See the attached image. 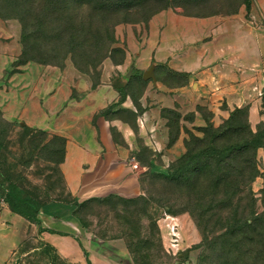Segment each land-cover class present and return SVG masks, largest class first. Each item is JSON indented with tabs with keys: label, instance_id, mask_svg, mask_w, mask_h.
<instances>
[{
	"label": "crops",
	"instance_id": "0c3cea01",
	"mask_svg": "<svg viewBox=\"0 0 264 264\" xmlns=\"http://www.w3.org/2000/svg\"><path fill=\"white\" fill-rule=\"evenodd\" d=\"M245 14L244 8L233 15L203 18L157 13L144 35L137 27L121 37L122 63L104 61L95 87L70 61L62 69L26 64L8 78V91L0 89V105L10 101L5 106L14 113L7 119L21 113L29 126L65 140L62 169L82 200L130 196L136 193L137 141L161 148L168 121L164 114L179 115L180 140L183 127L205 125L198 107L223 118L245 107L252 129L264 121V0L254 1L250 20ZM15 57L0 41L1 76ZM167 69L180 75L170 76ZM148 70L154 79L143 80ZM139 75L142 85L136 81ZM119 91L124 98L118 103ZM108 108L110 114H102ZM256 158L264 172V148L257 150ZM73 210L69 204L48 202L38 213L41 228L68 234L41 233L62 257L73 264H87L86 259L88 264H132L123 240L91 239Z\"/></svg>",
	"mask_w": 264,
	"mask_h": 264
},
{
	"label": "rangeland",
	"instance_id": "374dc122",
	"mask_svg": "<svg viewBox=\"0 0 264 264\" xmlns=\"http://www.w3.org/2000/svg\"><path fill=\"white\" fill-rule=\"evenodd\" d=\"M250 1L251 9L255 0ZM241 2L242 0H152L148 7L131 12L127 22H122L120 17L115 19L122 23L114 28L115 44L112 46L123 49L125 41L121 42V37H125L130 29L137 30L138 27L140 35H144L150 14L165 4L170 6L158 13L167 11L202 18L209 14L230 15L235 9L238 12L244 8ZM257 23L260 24L259 21ZM20 31L18 19L0 18V41L6 43L10 51L16 54L15 59L0 75V89L4 87L6 91V81L20 72L22 67L14 63L21 52ZM113 58L116 62L120 60V53L113 54ZM66 61L70 59L67 58ZM103 62L90 71L91 82L99 83ZM9 104L10 101L5 100L0 105V187L5 186L2 179L7 174L16 185L34 193L41 201L64 204L75 201L76 205H82L78 208L77 215L84 233L94 240H123L132 264H264L263 257L256 259V248L260 247L257 242L251 244L247 240L246 245H239L243 252L240 254L234 248L227 252L222 243L207 244L203 241L204 230L208 238H215L222 232L218 225L208 227L212 223L198 219L206 201L198 207L190 200L191 193L204 188L206 181L198 180L197 188L191 189L185 184H176L167 175H172L170 168L185 153V141L189 140V134L197 138H202L203 134L194 130L197 126L192 127V130L183 127L184 134L180 140L181 120L176 112L164 114L168 121L165 137L163 135V139H160L159 135L161 148H148L141 139L137 141L138 148L134 152L137 179L133 182L136 193L127 197L111 195L113 197L107 201L90 202V199L98 197L82 200L76 195L77 191L69 187L65 178L62 169L65 140L59 141L45 130L29 126L21 113H15L17 115L14 119H7L6 115L14 113L5 106ZM206 112L209 114L208 121L215 127L227 118L219 113ZM263 113L262 109L261 114ZM122 116L127 119L130 117L128 114ZM245 118L250 126L248 114ZM263 123L264 121H260L255 129L250 128L256 132ZM24 127L29 131H25ZM250 186L256 199V207L261 211L260 190L264 187L263 177H257ZM205 223L208 225L204 228ZM80 237L82 236H78V239ZM67 247L72 249L70 245ZM0 259V264H73L46 242L41 233H38V225L11 213L1 195Z\"/></svg>",
	"mask_w": 264,
	"mask_h": 264
},
{
	"label": "trees",
	"instance_id": "16d2710c",
	"mask_svg": "<svg viewBox=\"0 0 264 264\" xmlns=\"http://www.w3.org/2000/svg\"><path fill=\"white\" fill-rule=\"evenodd\" d=\"M150 2L152 0H0V18L18 19L21 25V52L15 65L35 63L62 69L69 58L78 72L90 77V71L106 59L113 64L122 63L124 50L112 46L115 44L114 28L119 23L127 22L131 12L148 7ZM241 4L247 19L251 1L242 0ZM169 6L170 4H165L151 13L150 19ZM236 13L237 9L230 15ZM214 15L216 14L208 16ZM118 17L122 22L115 20ZM115 53H120V60L117 62L113 58ZM167 74L176 77L180 75L168 69ZM136 81L139 85L145 83L140 75ZM97 84L92 82V88ZM119 92L118 103L124 98V94ZM114 105L116 104L110 108ZM110 108L102 114L109 115ZM262 109L264 110V97ZM197 110L202 113L205 125L194 130L200 131L203 137L197 138L189 134V140L185 141L186 151L170 168L173 173L167 174L168 178H173V182L178 185L190 186L191 189L197 188L198 180L206 181L204 188L191 193L190 200L198 207L206 201L198 219L212 223L208 227L218 225L222 232L215 238H208L205 230L202 231L205 243H222L227 252L234 248L243 254L239 245H246L247 240L251 244L257 242L260 247L256 248V259H264V187L260 190L262 210L258 211L250 186L257 177H263L264 180V172L259 170L256 158L257 150L264 148V123L253 132L245 118L247 109L234 108L215 127L208 121L209 114L205 109L198 107ZM24 130L29 131L26 127ZM54 138L63 141V138ZM1 148L0 140V150ZM4 183L5 186L0 187V195L11 213L38 225V233L68 236L66 233L40 227L38 213L47 202L41 201L29 190L20 188L7 174L2 179V184ZM112 197L109 195L89 201L104 202ZM69 205L75 207L72 215L81 223L77 211L82 205H76L75 201ZM205 224L204 228L208 225ZM86 263L88 264L87 259Z\"/></svg>",
	"mask_w": 264,
	"mask_h": 264
},
{
	"label": "water",
	"instance_id": "95a60500",
	"mask_svg": "<svg viewBox=\"0 0 264 264\" xmlns=\"http://www.w3.org/2000/svg\"><path fill=\"white\" fill-rule=\"evenodd\" d=\"M154 79V75L152 74L151 70H148L147 72H145V74L142 76L143 80H148V79Z\"/></svg>",
	"mask_w": 264,
	"mask_h": 264
},
{
	"label": "built area",
	"instance_id": "2783aa9c",
	"mask_svg": "<svg viewBox=\"0 0 264 264\" xmlns=\"http://www.w3.org/2000/svg\"><path fill=\"white\" fill-rule=\"evenodd\" d=\"M175 241V240H174ZM176 244V242H174Z\"/></svg>",
	"mask_w": 264,
	"mask_h": 264
}]
</instances>
